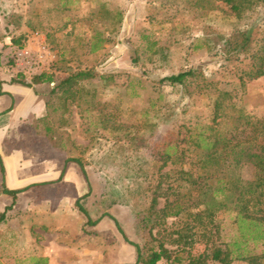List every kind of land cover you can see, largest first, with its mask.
Instances as JSON below:
<instances>
[{
  "label": "rangeland",
  "instance_id": "obj_1",
  "mask_svg": "<svg viewBox=\"0 0 264 264\" xmlns=\"http://www.w3.org/2000/svg\"><path fill=\"white\" fill-rule=\"evenodd\" d=\"M248 28L254 46L261 44L264 7L238 17L223 0H0V87L1 77L30 83L41 71L54 74L55 86L79 69L96 74L83 82L80 99L67 109L50 92L48 101L59 108L46 122L47 109L37 118L9 122L6 116L7 154L25 150L27 180L39 170L46 172L42 178L55 180L34 184L16 198L1 196L7 184L0 167V264H134L136 248L129 241L143 245L147 233L135 215L140 202L133 197V166L151 163L150 153L160 142L182 141L188 125H209L221 92L231 93L222 131L230 129L241 108L264 117V76L242 85V64L227 59L226 40ZM93 45L101 48L93 51ZM19 48L42 55L43 64L25 70L16 58ZM190 68L202 70L207 89L192 85L187 91L162 81ZM104 118L113 122L105 125ZM69 157L84 160L91 188L86 182L81 191L57 179L59 174L54 177ZM69 164L75 166L68 169L70 176L77 175L79 166ZM239 171L251 177L250 166ZM77 202L92 219L100 218L96 225L88 224ZM220 217L223 240L230 241L239 234L236 213ZM203 250V244L194 247V253Z\"/></svg>",
  "mask_w": 264,
  "mask_h": 264
},
{
  "label": "trees",
  "instance_id": "obj_2",
  "mask_svg": "<svg viewBox=\"0 0 264 264\" xmlns=\"http://www.w3.org/2000/svg\"><path fill=\"white\" fill-rule=\"evenodd\" d=\"M223 1L238 17L256 6L264 7V0ZM251 32L249 28L239 31L225 43L227 59L242 64L238 71L242 85L247 80L264 76V38L261 44L254 46L257 42ZM97 48L101 45H93L92 50ZM95 77L93 70L88 68L71 72L52 89L51 95H57L62 101L61 107L67 109L80 99L85 90L83 82ZM17 81L31 86L54 82L55 76L41 71L32 76L30 83H25L24 79ZM162 81L181 85L187 91L192 85L200 91L209 87L200 68L168 75ZM230 94L221 92L215 100L209 125L202 129L196 123L188 125L182 139L187 145L170 138L154 146L150 153L151 163L146 159L133 166L137 184L133 197L138 195L140 202L135 215L140 229L147 233L143 245L129 241L136 248L134 264H208L209 261L231 264L235 260L263 264L264 249L261 252L253 250L264 246V117L255 118L241 108L232 117L230 129L222 131L219 125L227 116L225 109L231 105L227 102ZM46 106L47 115L42 118L45 122L50 111L59 108L50 100ZM102 122L107 125L113 121L104 118ZM115 129H119V125ZM45 130L49 134L53 132L50 125ZM180 133L181 128L177 134ZM136 139L134 135L133 140ZM70 161L79 166L91 188L84 160L69 157L65 166ZM196 164L200 167L196 168ZM245 165L252 169L250 178L239 171ZM0 166L4 171L1 157ZM64 172L65 168L61 176ZM27 188H4L2 192L16 198L17 193ZM77 205L88 224L99 222L100 218L92 219L82 204L77 202ZM228 211L236 213L239 234L226 242L220 214ZM196 244H203L204 250L194 253Z\"/></svg>",
  "mask_w": 264,
  "mask_h": 264
},
{
  "label": "crops",
  "instance_id": "obj_3",
  "mask_svg": "<svg viewBox=\"0 0 264 264\" xmlns=\"http://www.w3.org/2000/svg\"><path fill=\"white\" fill-rule=\"evenodd\" d=\"M1 80L2 83L0 87V157L4 165L3 173L5 174L7 184L5 188L15 190L28 187L26 190H31L30 187L34 184L51 182L52 180H55V178H42V175L46 172L39 170L38 172H30L31 174L29 176L34 178L31 180H27V162L24 153L25 150L17 148L13 150L11 154H7V152L5 151V136L7 132H9V124H5L4 120H6V116L9 118V122L11 120L17 121L29 117L37 118L44 116L46 114V104L48 101L49 93L55 87V84L57 82L55 79V81L51 83H33L32 86H25L19 82H11L8 79H4V77H1ZM14 156H16V165L11 163L13 160L12 157ZM64 168V175L61 176ZM74 168L75 166L72 164H69L67 166L63 165V169L61 171L57 172L56 169L54 170V177L59 174L57 179L71 182L75 185L77 189H81L82 191L84 185L86 184V180L81 170L77 175L70 176L68 169L72 170ZM26 190L24 191L26 192ZM24 191L17 193V196L20 195V193H23ZM1 196L12 197L7 193H2ZM31 264H36V262H33Z\"/></svg>",
  "mask_w": 264,
  "mask_h": 264
},
{
  "label": "built area",
  "instance_id": "obj_4",
  "mask_svg": "<svg viewBox=\"0 0 264 264\" xmlns=\"http://www.w3.org/2000/svg\"><path fill=\"white\" fill-rule=\"evenodd\" d=\"M16 58L18 64L22 66L25 70L35 69L40 67L43 64L42 55L40 57H34L29 49L19 48L16 52Z\"/></svg>",
  "mask_w": 264,
  "mask_h": 264
}]
</instances>
